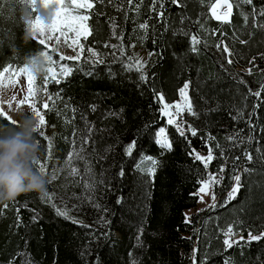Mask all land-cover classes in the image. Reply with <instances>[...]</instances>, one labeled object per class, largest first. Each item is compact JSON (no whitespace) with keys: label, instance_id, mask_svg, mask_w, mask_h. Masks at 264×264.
Wrapping results in <instances>:
<instances>
[{"label":"trees","instance_id":"obj_1","mask_svg":"<svg viewBox=\"0 0 264 264\" xmlns=\"http://www.w3.org/2000/svg\"><path fill=\"white\" fill-rule=\"evenodd\" d=\"M214 1L181 0V8L164 0L165 16L158 19L149 12L150 0H139V10H128L125 20L117 10L125 0H94L80 60L68 62L72 73L61 84H48V94L59 91L61 96L45 113L52 129L50 153L47 142L34 133L36 160L47 166L42 174L46 189L0 203L9 205L6 211L0 207V264H264V239L231 248L224 244L228 227L241 235L229 237L233 240L264 233V105L253 115L257 100L248 92L264 85V30L244 23L241 13L250 9L243 0L242 6L232 0L230 23L217 21L208 12ZM29 15L22 0H0V66L19 68L39 55L38 42L25 29ZM112 22L122 41L114 38ZM141 23L148 28L140 29ZM241 39L249 42L241 44ZM221 43L231 50L232 63L216 47ZM105 44L124 51L116 54ZM89 48L104 63L93 65ZM135 48L147 54L146 81L134 68L123 67L129 63L124 56L138 57ZM184 82L197 113L186 116V123L197 130L187 140L165 124L154 95L161 92L171 102ZM0 126L15 128L4 119ZM160 126L166 128L171 150L154 140ZM209 134L215 158L205 169L188 152L195 148L206 155ZM83 137L89 143L83 144ZM133 140L136 148L128 156L125 148ZM70 151L84 159L74 156L69 163ZM245 152H252V161L243 158ZM145 156L157 161L154 175L148 174L153 164ZM208 171L221 177L213 187L217 196L233 186V175H241L239 193L231 201L216 196L214 207L186 220L184 210L195 206L197 196L192 194ZM53 204L67 216L58 215Z\"/></svg>","mask_w":264,"mask_h":264},{"label":"snow or ice","instance_id":"obj_2","mask_svg":"<svg viewBox=\"0 0 264 264\" xmlns=\"http://www.w3.org/2000/svg\"><path fill=\"white\" fill-rule=\"evenodd\" d=\"M103 2V0H101ZM109 3H112V0H108ZM171 4L177 7H183L181 0H168ZM237 6H242L241 0H235ZM243 5H247L250 9L247 13H241L242 19L246 25H249L254 29L264 30V4L257 5L256 0H243ZM22 6L30 13L29 16L26 17V23L28 25V32L32 38H35L38 42L40 50L38 51L39 55L36 60H33L30 64H23L22 67L18 69H14L11 65L8 66H0V77H3L0 80V84L7 83L9 87L19 88V80L17 77L24 76L26 77V96L25 99L20 100L19 104L23 105L26 102L30 104L32 116L36 119L35 125V133H38L39 137L43 138L47 142L49 153L51 150V139L46 135L43 130L47 125L46 120V111L50 110V105L56 99H60V93L57 91L55 95L48 94V99L42 101L37 104L35 102L37 93H47L48 84L52 83L55 85H59L63 82V80L71 75L72 67L68 62L78 61L81 58V54L84 51L82 46L79 45V38L84 37L85 39L90 34V29L86 21L89 20V15L86 14L88 10H91L94 7V0H22ZM41 6L43 9L48 10V15L46 17L41 16L40 9ZM164 0H150L149 12L154 14L158 19H163L165 16L164 12ZM234 4L232 0H223V3H220V0H216L215 3L211 5V14L217 21L221 23H230L231 16L233 12ZM218 9H224V11H218ZM80 10H85L83 13ZM118 11H122L124 13V19H129L127 15V11L131 10L136 12L139 10V0H125V3H121L118 8ZM182 19H187V17H182ZM118 25L115 22H112L113 36L115 39L122 41L123 37L121 35L116 34V30ZM140 29H147V23H141L139 25ZM69 33L73 34L71 38L70 47H73V51L76 53L75 55L65 56L63 54L58 53L57 44H59L60 37H64L66 39L70 38ZM59 34V35H56ZM9 35L11 33L9 32ZM184 35H188V33H184ZM250 37L254 35V33L248 34ZM55 36L56 43L53 44V38ZM192 40L196 43V37L193 36ZM249 41L241 39L239 43L247 44ZM104 47L111 48L116 50V54L122 53L124 50L120 47V45L113 44H105ZM216 47L220 48L223 53L226 54L227 62L232 63L230 59L232 53L227 44L221 43L216 45ZM193 51L196 49L193 48ZM87 52L90 53L91 63L93 65L104 63V61L100 58L99 53L95 51V49L89 48ZM153 55V53H149V56ZM129 63L123 65V67L127 70H133L141 73L140 79L147 80V76L143 75L144 65L146 61H143L139 57L133 56H124ZM260 58L264 59V53L260 54ZM255 57L250 61L251 64H255ZM37 60L41 61L43 64L42 69L37 67ZM38 72L43 73L42 76L38 74ZM249 74L252 72V68L248 69ZM89 74H93L91 71ZM40 76V83L37 86L36 77ZM189 88V83L186 82L179 89V96L181 100L176 102L169 103L165 100L164 94L161 92H154L157 103L160 105L159 111L164 118H166V122L168 125L175 128L176 133L184 137L187 140L188 135L195 137L197 136V130L191 126V124H187L183 121L182 117L185 113L196 116L197 113L193 110L190 98L187 94V90ZM249 95L251 97L256 98L257 103L252 105L253 115H255V111L259 109L262 105H264V85L260 86V89L257 91H252L251 88L248 89ZM29 97H33L31 101L28 100ZM15 100V98L13 99ZM67 107V105H65ZM9 109L11 110V103H9ZM93 107V111H94ZM0 119H4L8 121V126L16 127L18 126V121L13 119L8 112H5L3 108H0ZM250 128L255 131V124L250 119L248 121ZM91 128H89V132H91ZM75 132L73 136H75ZM157 139L156 143L161 146L162 149L171 150V142L169 140L164 139L166 135V129L164 127H160L159 131L155 133ZM214 139L209 136L205 141V147L207 149L206 155H202L195 148H191L188 152V155L193 157L195 161L201 163L205 169L211 164L214 160L213 154V145L208 143V141ZM228 140L233 141L236 139L234 136L227 137ZM82 143H89V139L87 137L82 138ZM136 140L131 141L125 148V153L128 156H132L135 148H136ZM190 144L191 141H188ZM75 147V143L73 142V148ZM218 147V145H217ZM83 149H81L82 153ZM81 153H77L75 151H70L67 154V160L69 163L72 162L74 156H79L80 159H84ZM147 160H150L153 164L151 169H148L149 175H154L155 166L157 161L154 160L151 156L144 157ZM243 158L246 161L253 160L252 152H245L243 154ZM237 161L241 158L236 157ZM33 165L36 167L39 173H46V164L42 163L40 160H34ZM139 167V166H137ZM77 169L73 168L72 172L75 173ZM221 173L224 171V168L221 167L219 170ZM120 175H124L123 169L120 171ZM52 179H56V174H52ZM219 176L218 174L206 173V179L202 178L198 181L199 187L195 193L192 195L198 196L200 201L203 202L205 195H211V199L215 202V194L211 193L209 189L218 182ZM234 181L233 186L227 194V199L229 201L234 200L240 190L241 187V175L235 174L232 177ZM44 197L46 201L51 202L53 197L47 192L44 193ZM57 212L58 215L67 216L66 211H62L59 208H56L55 205H52ZM214 207V204L211 205ZM2 210L6 211L9 208L8 204H3ZM15 211L17 212V227H20L22 224V220L19 218V207L17 206ZM33 219H37L35 210H33ZM186 220H190V218L186 217ZM232 227H228L227 232L225 233L226 237H229L232 233ZM138 234V238H139ZM264 239V233L259 236H253L249 233L248 239L245 241L243 237L240 240H233L230 238H226L224 240V244L226 247L231 248L233 245H238L241 242L247 243L250 241H256ZM195 251V250H194ZM16 257L15 259H18ZM12 264H15V260L12 261Z\"/></svg>","mask_w":264,"mask_h":264},{"label":"clouds","instance_id":"obj_3","mask_svg":"<svg viewBox=\"0 0 264 264\" xmlns=\"http://www.w3.org/2000/svg\"><path fill=\"white\" fill-rule=\"evenodd\" d=\"M40 14L46 17L48 10L41 8ZM35 125L32 115L21 114L17 127L0 126V203L46 189L45 177L33 167L39 152Z\"/></svg>","mask_w":264,"mask_h":264},{"label":"rangeland","instance_id":"obj_4","mask_svg":"<svg viewBox=\"0 0 264 264\" xmlns=\"http://www.w3.org/2000/svg\"><path fill=\"white\" fill-rule=\"evenodd\" d=\"M215 2H216V0H215L213 3H215ZM213 3H212V4H213ZM220 3L222 4V3H223V0H220ZM212 4H211V5H212ZM41 8H43V7L41 6ZM46 10H47V9H46ZM80 11L83 13L85 10H80ZM218 11H224V9H218ZM208 12L211 14V6H210V8L208 9ZM86 14H87V12H86ZM211 15H212V14H211ZM24 22H25V29H26V32L29 34V32H28V25H27V23H26V19H25ZM86 23H87V21H86ZM56 35H59V34H56ZM69 37H70V38H68V39H66V38H64V37H60L59 44L56 45L57 48H58V53H57V55H59V54H63V55H65V56H68V55H75V54H76V53L73 51V47H75V46H73V47H70V46H69V45L71 44V38L73 37V34L69 33ZM34 39H35V38H34ZM35 40H36V39H35ZM83 40H84V37H80V38H79V45H80V46H82V41H83ZM52 43H53V44L56 43V41H55V36H54V38H53ZM134 50H135L137 56H138L139 58H141L143 61H145V60L147 59V54H146L143 50H141V49H139V48H135ZM37 57H38V56H36L33 60H36ZM33 60H32V61H33ZM32 61H30L28 64H30ZM26 65H27V64H26ZM12 67H13V66H12ZM37 67L40 68V69H42V67H43L42 62L39 61V60H37ZM13 68H14V69H18V68H16V67H13ZM38 74H40V76L43 75V73H40V72H38ZM40 76H37V77H36V83H37V86H39V83H40ZM2 79H3V77H0V80H2ZM17 79L19 80V88H16V87H9V86H7V83H6V82L3 83V84H0V108H3V110H4L5 112H8V114H9L13 119H15L16 121H18V123H19V119H20V115H21V114L32 115V113H31L30 104H29L28 102H26V103L23 104V105H20V104H19V101L25 99V96H26V87H27V85H26V77H24V76H19V77H17ZM184 83H186V82H184ZM184 83L178 88L177 93H176V98H175L173 101L169 102V103H172V102H176V101H178V100H181V98H180V96H179V89L184 85ZM187 94H188V90H187ZM188 96H189V95H188ZM14 98H15V100H13ZM32 99H33V97H29V98H28L29 101H31ZM47 99H48V93H37V94H36V98H35V102H36L37 104H39V103H41L42 101L47 100ZM9 103H11V110L9 109ZM187 115H188V114L185 113V114L183 115V117H182V119H183L184 122H186V116H187ZM164 120H165V124H166V123H167V122H166V118H164ZM160 127H164V128H165V126H160ZM160 127H158V128L155 130V133H157V132L159 131V128H160ZM165 129H166V128H165ZM43 130L45 131L46 135L50 138L51 135H52V129H50L48 126H46ZM156 139H157V137H156V135H155V137H154L155 142H156ZM164 139L167 140L166 135H165ZM156 144H157V143H156ZM158 145H159V144H158ZM207 173H209V171H208ZM210 173H211V172H210ZM205 179H206V177H205ZM220 181H221V177H219V180H218L217 184H219ZM233 182H234V181H233ZM198 187H199V186H198ZM213 187H214V185L209 189V191H210L211 193H214V194H215ZM231 187H232V186H231ZM231 187H230V189H231ZM197 189H198V188H197ZM230 189H227L225 192H223L221 196H220V195L217 196V195L215 194V197L217 196V198L219 197V198H222V199L227 198V194H228V192L230 191ZM201 195L204 196V200H203V202H201L200 199H199V197L197 196V201H196L195 206L184 210V216H185V219H186V217L189 218V216H190L191 213L201 211V210H203L204 208H206V207H208V206H210V205L213 204V201H212V199H211V195H205V194H201ZM217 198H216V199H217ZM216 199H215V200H216ZM226 232H227V231L224 232V236H225V233H226ZM251 235H252V234H251ZM238 236H241V235H240V234H233V233H231L229 237H233V238L236 237V238H237ZM225 237H226V236H225ZM229 237H226V238H229ZM190 262H191V261H190Z\"/></svg>","mask_w":264,"mask_h":264}]
</instances>
